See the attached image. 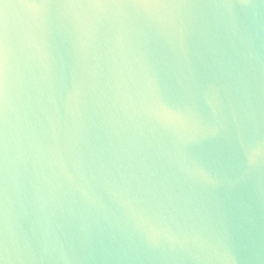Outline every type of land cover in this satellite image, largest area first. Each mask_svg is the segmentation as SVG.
I'll return each mask as SVG.
<instances>
[{"label":"water","instance_id":"obj_1","mask_svg":"<svg viewBox=\"0 0 264 264\" xmlns=\"http://www.w3.org/2000/svg\"><path fill=\"white\" fill-rule=\"evenodd\" d=\"M232 3L6 0L13 95L0 230L17 264H264V159L249 163L241 149L264 139V0ZM153 89L190 119L161 128L144 111Z\"/></svg>","mask_w":264,"mask_h":264},{"label":"snow or ice","instance_id":"obj_2","mask_svg":"<svg viewBox=\"0 0 264 264\" xmlns=\"http://www.w3.org/2000/svg\"><path fill=\"white\" fill-rule=\"evenodd\" d=\"M246 2V0H242ZM222 6L231 8L232 0H219ZM4 4V10H0V217L6 212V187L9 162V109L12 101V73L10 67V55L12 50V35L10 31L9 14L6 9V0H0ZM22 9H37L39 4L47 7H79L93 10H102L108 7H130L145 10H158L162 8H191L192 0H18ZM144 111L148 116L158 123L161 128H169L186 123L190 117L186 113L172 111L164 102L156 89H153L146 96ZM241 149L249 163H255L264 159V139L256 141L249 138L242 142ZM182 154L181 143L178 142L176 156ZM71 179V177H68ZM87 196V193H84ZM117 199L125 206L129 200L118 195ZM132 218L137 226H143L149 239L158 240L161 233L150 224L143 215L132 213ZM168 239H175L173 234H167ZM20 260L13 247L10 246L8 233L0 230V264H17Z\"/></svg>","mask_w":264,"mask_h":264}]
</instances>
